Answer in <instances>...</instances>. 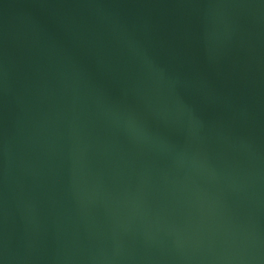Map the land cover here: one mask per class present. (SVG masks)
I'll list each match as a JSON object with an SVG mask.
<instances>
[{"label":"water","instance_id":"obj_1","mask_svg":"<svg viewBox=\"0 0 264 264\" xmlns=\"http://www.w3.org/2000/svg\"><path fill=\"white\" fill-rule=\"evenodd\" d=\"M0 264H264V0H0Z\"/></svg>","mask_w":264,"mask_h":264}]
</instances>
